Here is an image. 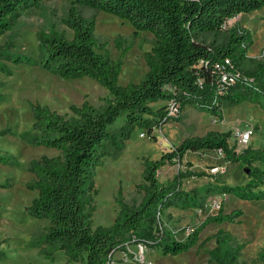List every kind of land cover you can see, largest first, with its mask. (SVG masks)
I'll list each match as a JSON object with an SVG mask.
<instances>
[{
  "label": "trees",
  "instance_id": "obj_1",
  "mask_svg": "<svg viewBox=\"0 0 264 264\" xmlns=\"http://www.w3.org/2000/svg\"><path fill=\"white\" fill-rule=\"evenodd\" d=\"M42 1L0 0V35L10 32L21 14L38 7ZM263 6L264 0H71L61 17V22L72 31L70 38L55 27L38 32L41 67L65 79L90 77L106 88L111 97L102 106L87 100L78 106L71 104V114L67 116L44 105H32L33 122L24 139L58 150L55 156L41 155L27 165L34 175L27 186L37 190L27 207L28 213L49 223L46 232L36 237L34 245L50 258L56 250H62L68 261L78 264H111L113 253L125 250L131 241L141 242L146 248L158 249L163 254L177 255L197 241L205 224L233 222L241 210L222 213L219 208L190 230L185 239L177 240L163 225L157 226L167 208L202 205L212 193L230 192L241 199H264V146L246 145L236 150L228 142L230 130H212L183 139L156 159L145 157L141 201L128 205L118 191L120 210L113 222L95 227L91 223L94 174L102 158L118 155L135 127L150 133L153 127L171 119L166 116L164 106L153 109L150 103L173 98L178 101L180 112L187 104L196 105L220 119L224 107L244 100L264 109V51L259 59L248 56L253 43L251 33L238 23L227 24L239 13ZM82 7L127 20L134 35L141 31L152 34V45L143 54L147 70L139 81L118 84L122 56L129 47L128 38L113 37V44L120 49L118 59L100 52L98 49L105 48L108 39L95 36V19L92 15H83ZM29 57L3 52L1 46L0 69L10 72L1 59L18 63L30 62ZM225 58L242 74L252 77L255 90L238 80L223 93L216 92L214 64ZM246 63L251 65L245 66ZM213 96L215 102L208 105ZM118 118L123 119L122 123L113 128ZM205 149L219 150L224 161L241 163L248 179L238 185L216 183L186 191L181 188L183 178L205 174L187 168L177 170L165 182L158 180L156 173L160 167L181 163L187 150ZM10 156L0 154V162H15ZM213 236L216 246L211 255L217 264H244L238 259L244 243L231 242L233 238L223 229ZM3 256L0 249V258ZM259 258L264 263V252Z\"/></svg>",
  "mask_w": 264,
  "mask_h": 264
},
{
  "label": "rangeland",
  "instance_id": "obj_2",
  "mask_svg": "<svg viewBox=\"0 0 264 264\" xmlns=\"http://www.w3.org/2000/svg\"><path fill=\"white\" fill-rule=\"evenodd\" d=\"M70 2L44 0L38 7L21 14L10 32L0 35L3 52L30 56V62L15 63L1 59L10 72L0 69V132L4 131L0 134V154L11 155L15 162H0V249L4 252L0 264H78L68 261L62 250H56L50 258L39 246L34 245L36 237L46 232L49 223L44 218L28 213L27 207L37 190L27 186L34 177L27 165L30 160L41 155L55 156L58 150L31 144L23 137L25 132L31 130L34 104L47 106L67 116L71 114V104L78 106L87 100L95 106H102L111 97L106 88L90 77L65 79L44 69L38 62L37 34L40 30L50 31L55 27L63 30L67 38L71 37V29L61 22ZM81 12L85 16L94 17L95 36L108 39L105 48L98 50L111 59L120 57V49L113 44V37L122 35L128 38L129 47L122 56L117 82L124 85L139 81L147 70L143 54L152 45V34L141 31L134 35L133 27L127 20L109 12L90 7H82ZM235 23L249 30L253 43L247 55L259 59L264 51V6L251 12L239 13L227 21L228 25ZM164 104L165 101H160L150 105L157 109ZM176 117L172 116L163 125L153 127L150 133L135 127L118 155H105L102 158L94 174L93 227L109 225L118 215V191L128 205H137L141 201L144 193L142 170L145 157L156 159L183 139L202 136L212 130H230L228 142L234 144L236 150L246 145L264 146V109L248 100L224 107L221 119L201 107L189 104ZM122 120L118 118L112 127L119 126ZM247 127L254 129L250 142L246 145L238 144L236 134ZM141 132L144 135H140ZM217 155L211 151H187L181 163L160 167L156 173L157 178L165 182L177 170L187 168L203 171L204 175L182 179L181 188L186 191L216 183L238 185L248 179L245 166L239 162L219 161ZM212 165H219L220 170L210 172ZM219 208L222 213L240 209L241 214L233 222L205 224L198 233L197 241L188 250L170 255L155 248H146L144 259L140 261L134 258L136 244L131 241L126 244L125 250L113 253L111 264H217L211 250L216 246L213 235L219 229L229 233L233 238L231 242L244 243L238 258L240 262L264 264L259 258V254L264 252V199H241L230 192L212 193L202 205L187 204L167 208L161 217V224L174 234L175 239L183 240L189 230L199 226Z\"/></svg>",
  "mask_w": 264,
  "mask_h": 264
},
{
  "label": "built area",
  "instance_id": "obj_3",
  "mask_svg": "<svg viewBox=\"0 0 264 264\" xmlns=\"http://www.w3.org/2000/svg\"><path fill=\"white\" fill-rule=\"evenodd\" d=\"M214 68L217 71V86H216L217 93H223L229 85L235 83L238 80L245 83L246 85H249L252 89L254 90L256 89V85L252 77L242 74L239 69L233 66L229 58H225L220 63H215ZM214 102H215V96H213V98L210 100L208 105H211ZM164 111L166 113V116L169 117L177 116L180 113L178 101H176L173 98L165 100ZM253 131H254L253 127H247L239 131L235 136L237 143L241 145H246L247 143H249ZM140 135H144V132H141ZM217 170H220L219 165H212L210 167V172H216ZM157 226L159 228L162 226L160 220H158ZM135 244L136 247L133 253L134 258L136 260L142 261L144 259V251L146 247L141 242H136Z\"/></svg>",
  "mask_w": 264,
  "mask_h": 264
},
{
  "label": "crops",
  "instance_id": "obj_4",
  "mask_svg": "<svg viewBox=\"0 0 264 264\" xmlns=\"http://www.w3.org/2000/svg\"><path fill=\"white\" fill-rule=\"evenodd\" d=\"M160 101H163V100H158L156 102H160ZM150 104H152V103H150ZM187 151H190V150H187ZM208 151H211V152H214V153L218 154L217 157H216V159H218L219 161H224L223 156H222V153L219 150L205 149V150H202V151H192V152H199V153H202L203 152V153H205V152H208ZM185 153H184V155H185ZM184 155H183V157H184Z\"/></svg>",
  "mask_w": 264,
  "mask_h": 264
}]
</instances>
